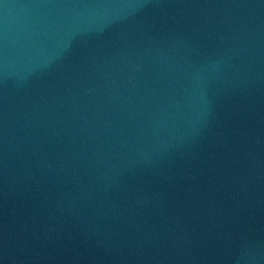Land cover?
I'll return each mask as SVG.
<instances>
[{"label": "water", "instance_id": "1", "mask_svg": "<svg viewBox=\"0 0 264 264\" xmlns=\"http://www.w3.org/2000/svg\"><path fill=\"white\" fill-rule=\"evenodd\" d=\"M0 264H264V0H0Z\"/></svg>", "mask_w": 264, "mask_h": 264}]
</instances>
